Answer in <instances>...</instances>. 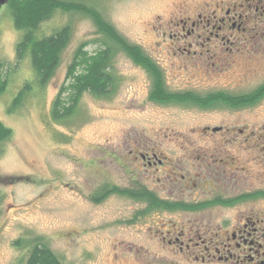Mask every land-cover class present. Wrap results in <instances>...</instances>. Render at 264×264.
<instances>
[{
	"label": "rangeland",
	"instance_id": "rangeland-1",
	"mask_svg": "<svg viewBox=\"0 0 264 264\" xmlns=\"http://www.w3.org/2000/svg\"><path fill=\"white\" fill-rule=\"evenodd\" d=\"M75 1L93 6L127 42L141 46L162 70L169 91L193 90L205 95L222 88L238 93L264 80V10H255L253 4L247 8L245 0ZM230 2L236 5L234 12L242 14L245 30H232L233 44H217L212 58L202 55L198 60L194 56L211 47L204 36L208 30L214 31L215 17L223 15ZM209 16V25L204 27ZM180 20H186L188 27L198 21L195 34L187 40L199 33V46L192 41L190 52L179 50L169 37L179 32ZM66 24L70 39L60 64L50 81L40 87L29 57L17 58L15 46L22 30L14 27L5 0H0V74L8 79L0 94V120L12 130L11 137L0 145V264H22L24 250L13 241L35 237L68 264H138L140 245L152 255L155 252L160 258L179 262L172 249L160 245L162 234L156 237L149 231L151 221L129 222L136 206L130 200L113 195L97 204L89 194L106 182L128 184L126 172L111 155L124 158L131 149L149 148L173 152L188 174H212L223 180L220 168L226 166L232 171L226 174H234V182L226 180L237 183L239 190L264 188V98L234 109L157 103L149 99L152 78L147 70L117 49L112 60L115 85L110 94L86 92L72 116L52 120V101L73 51L86 42L85 49L94 52L105 40L88 16L59 9L41 22L38 36ZM180 36L187 35L180 32ZM26 81L32 83L30 91L10 110L13 97ZM216 126L230 131H212ZM205 128L209 130L204 132ZM189 152L205 156L184 163L183 156ZM209 153L219 157L232 154L235 159L227 165L205 167ZM166 174L158 175L164 180ZM246 207L264 214V199L243 204L238 210ZM262 218L263 222H255L256 227L264 225Z\"/></svg>",
	"mask_w": 264,
	"mask_h": 264
},
{
	"label": "flooded vegetation",
	"instance_id": "flooded-vegetation-1",
	"mask_svg": "<svg viewBox=\"0 0 264 264\" xmlns=\"http://www.w3.org/2000/svg\"><path fill=\"white\" fill-rule=\"evenodd\" d=\"M245 1L247 8L253 4L255 10L258 8L264 10V0H252V3L250 0ZM226 5L228 6L224 8L225 13L215 17L217 25L212 26L214 31L208 30V35L203 38L211 47H207L205 52H198L194 56L198 60L202 59V55L212 58L211 54L215 53L217 44H233L235 38L232 30H245V20L241 19L242 14L234 12V8H236L234 2ZM210 20V16L205 18L206 25L204 27L209 25ZM180 21L179 32L177 30L169 37L176 41L175 46L179 50L183 49L190 52L188 46H191L193 42L199 46L198 39L201 38L199 33L187 40L195 34L198 21L196 24L191 22L190 27L186 25V20ZM180 32L187 36L181 37ZM200 44L204 46V43L201 42ZM227 50L231 49L227 48ZM210 64L214 65V61L211 60ZM263 82L264 80L261 83ZM251 90L233 93L221 88L214 91L236 95ZM186 91L196 93L193 90ZM218 105L231 108L224 102L218 103ZM223 129L230 131V128L223 126L211 128L212 131ZM208 130L205 128L204 132ZM237 130L239 133L243 132L241 128H237ZM233 134L236 133L233 131ZM126 153L122 155H125L124 158L118 154L112 153L115 156L110 155L126 172L129 178L128 184L118 185L113 182H106L102 186H96L89 194V199L97 204L113 195L130 200L136 206H134L129 220L134 222L151 221L148 225L149 231L156 237H158V233H161L160 241L162 244L160 245L172 249L180 258L179 262L176 259L160 258L155 252L153 255L149 251L146 252L140 245L138 247L140 254L138 264H183V262L264 264V225L262 227L255 226L256 221L263 222L264 214L254 211L250 207L244 208L241 212L238 210L243 204L264 199V188L239 190L238 184L232 183L234 182L232 180L234 174L232 176L226 174L229 172L226 166L220 168L221 173L224 174L223 180L217 179L212 174L203 176L188 174L181 168V160L174 158L173 152H156L154 148H149V150L144 149L143 151L131 149ZM219 155L209 153L205 167L210 163L227 165L235 159L232 154H230L232 156L227 155L225 157H219ZM204 156L200 153L189 152L183 156V161L185 163L186 160L189 161L192 158L203 159ZM129 163L132 166H129ZM164 172L167 174L162 180L158 174ZM227 178H230L232 182L226 180ZM112 188L123 189L124 192L121 194L119 191L110 192L109 190ZM196 190H200V193L194 195ZM96 196L102 199L99 201L92 200ZM230 210L236 211L230 212ZM164 216H168L167 219H161Z\"/></svg>",
	"mask_w": 264,
	"mask_h": 264
},
{
	"label": "trees",
	"instance_id": "trees-1",
	"mask_svg": "<svg viewBox=\"0 0 264 264\" xmlns=\"http://www.w3.org/2000/svg\"><path fill=\"white\" fill-rule=\"evenodd\" d=\"M13 25L22 30L15 50L17 58L28 56L38 86H45L60 64L61 52L70 39L68 24L55 29L48 35L38 36V27L49 18L54 10L76 11L88 16L95 24L97 31L103 34V45L94 52L85 49L80 43L67 66L65 79L52 101L50 116L52 120H65L72 116L82 95L86 92L94 96L109 95L114 88L115 80L112 72V60L117 49L122 50L137 65L147 70L152 78L149 99L157 103L189 104L200 108L215 107L218 103H226L231 108H242L254 105L264 98V82L251 91L241 94H230L221 91L200 95L191 91H169L164 82L162 70L148 56L141 46L127 42L116 29L106 21L93 6L75 0H5ZM1 66V63H0ZM8 84V79L0 74V94ZM32 83L26 81L13 97L9 109L16 108L24 95L30 91ZM12 130L0 120V145L11 137ZM110 192L123 189L112 188ZM103 197V196H101ZM102 198L93 197L99 201ZM129 222H132L129 220ZM18 248H23L22 264H68L64 262L40 237L13 241Z\"/></svg>",
	"mask_w": 264,
	"mask_h": 264
}]
</instances>
